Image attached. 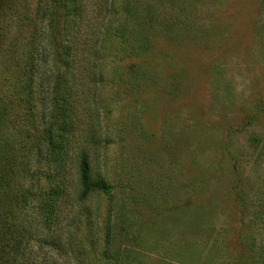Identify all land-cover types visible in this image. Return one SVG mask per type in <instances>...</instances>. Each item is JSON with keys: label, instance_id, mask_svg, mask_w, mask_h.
Instances as JSON below:
<instances>
[{"label": "trees", "instance_id": "trees-1", "mask_svg": "<svg viewBox=\"0 0 264 264\" xmlns=\"http://www.w3.org/2000/svg\"><path fill=\"white\" fill-rule=\"evenodd\" d=\"M212 1L0 0V264H85L89 251L99 264H136L133 199L143 206L147 196L135 192L131 155L122 168L131 182H112L118 159L110 164L107 152L144 133L114 122L119 105L137 122L156 47L201 41L210 26L200 13ZM257 5L264 12V0ZM263 114L258 101L225 133L221 154L243 229L235 256L221 264H264ZM239 132L246 150L232 152ZM114 190L119 206L90 200Z\"/></svg>", "mask_w": 264, "mask_h": 264}, {"label": "rangeland", "instance_id": "rangeland-1", "mask_svg": "<svg viewBox=\"0 0 264 264\" xmlns=\"http://www.w3.org/2000/svg\"><path fill=\"white\" fill-rule=\"evenodd\" d=\"M257 1L213 0L204 6L199 19L210 27L201 41L164 40L148 60L149 83L137 122L125 116L128 106L119 105L114 124L144 133L107 152L110 164L118 159L108 172L112 182H131L122 171L131 155L137 163L135 192L147 196L143 206L138 195L133 199L139 222L136 264H221L236 254L243 224L232 203L228 159L221 153L228 155L222 147L227 128L240 126L254 104L264 102V37L258 34L264 12ZM165 10L170 11L167 3ZM256 130L264 134V114ZM230 150H246L243 132L235 134ZM121 198L114 190L90 200L104 207L108 201L121 205ZM215 242L218 248L212 247ZM123 244L117 236L120 255ZM94 256L98 252H87L85 264H99Z\"/></svg>", "mask_w": 264, "mask_h": 264}]
</instances>
